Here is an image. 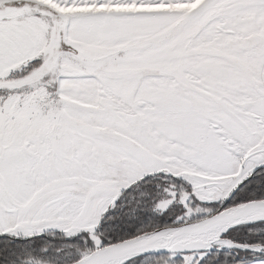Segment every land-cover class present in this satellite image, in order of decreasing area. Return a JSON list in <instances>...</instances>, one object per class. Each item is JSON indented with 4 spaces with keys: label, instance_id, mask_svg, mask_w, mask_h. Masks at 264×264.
Here are the masks:
<instances>
[{
    "label": "snow or ice",
    "instance_id": "6c2138e0",
    "mask_svg": "<svg viewBox=\"0 0 264 264\" xmlns=\"http://www.w3.org/2000/svg\"><path fill=\"white\" fill-rule=\"evenodd\" d=\"M0 264H264V0H0Z\"/></svg>",
    "mask_w": 264,
    "mask_h": 264
}]
</instances>
